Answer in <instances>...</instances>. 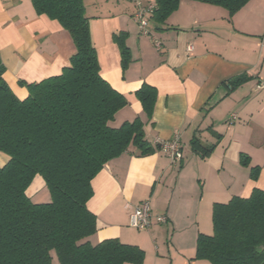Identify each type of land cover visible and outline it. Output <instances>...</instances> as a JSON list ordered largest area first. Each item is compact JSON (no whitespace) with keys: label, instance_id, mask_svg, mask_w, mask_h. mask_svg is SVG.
I'll return each mask as SVG.
<instances>
[{"label":"crops","instance_id":"crops-1","mask_svg":"<svg viewBox=\"0 0 264 264\" xmlns=\"http://www.w3.org/2000/svg\"><path fill=\"white\" fill-rule=\"evenodd\" d=\"M141 1L155 6V0ZM84 3L101 74L129 102L111 124L119 127L139 117L152 146L178 136L184 155L173 163L160 148L139 155L130 145L107 162L92 181L88 208L97 217V231L88 240L97 244L118 238L137 245L145 251L143 264H212L195 257L199 234H213L214 203L264 190V88L259 87L264 82V0H250L234 14L219 5L181 0L164 22L151 15L146 35L134 20L133 0ZM115 17L128 19L132 42L127 45L133 62L142 66L137 78L126 82L118 77L121 54L113 41L115 33L126 30L114 23ZM75 52L69 32L38 15L31 0H0L4 78L20 99L29 94L21 81L61 74ZM241 75L249 79L231 88L229 81ZM143 83L157 89L151 119L135 94ZM233 114L236 120H231ZM194 138L214 146L213 152L205 158L195 153ZM242 153L250 158L248 166L241 163ZM9 158L0 151V167ZM256 166L260 172L253 179L251 168ZM36 178L45 185L40 175ZM33 182L27 189L32 200ZM144 200L150 201L154 215H166L168 221H153L141 231L131 227L127 205Z\"/></svg>","mask_w":264,"mask_h":264},{"label":"trees","instance_id":"trees-1","mask_svg":"<svg viewBox=\"0 0 264 264\" xmlns=\"http://www.w3.org/2000/svg\"><path fill=\"white\" fill-rule=\"evenodd\" d=\"M222 6L234 14L250 0H197ZM38 15L58 21L73 39L76 52L59 75L27 83L20 99L4 78L0 57V151L9 161L0 167V264H143L145 251L137 245L108 238L97 244L88 238L97 231V217L88 208L93 179L111 159L134 145L139 155L154 152L144 123L136 117L121 126L111 124L128 105L127 97L102 76L97 48L84 0H31ZM181 0H155L153 20L164 22ZM125 33H115L121 64L131 62ZM249 79L229 81L236 88ZM151 119L157 89L143 83L135 92ZM191 148L202 158L214 146L194 138ZM250 158L241 154V163ZM260 167L251 168L257 179ZM40 175L51 200L35 203L27 189ZM213 234L200 233L196 259L212 264H264V190L214 203ZM261 250H259V248Z\"/></svg>","mask_w":264,"mask_h":264},{"label":"built area","instance_id":"built-area-1","mask_svg":"<svg viewBox=\"0 0 264 264\" xmlns=\"http://www.w3.org/2000/svg\"><path fill=\"white\" fill-rule=\"evenodd\" d=\"M136 4L137 10L134 15V20L137 22L140 30L148 34L149 32V20L151 15H153L155 6L153 4L144 5L141 0H133ZM260 88H264V82L259 85ZM237 115H231V120H236ZM157 145L160 149L166 152L173 163L179 162L183 159V150L179 142V137H175L172 141H159L156 140ZM127 208L131 209L129 214L130 226L137 230H145L149 228L153 221L157 223H166L168 217L166 215H154L151 208V203L149 200H144L134 206L130 204Z\"/></svg>","mask_w":264,"mask_h":264},{"label":"rangeland","instance_id":"rangeland-1","mask_svg":"<svg viewBox=\"0 0 264 264\" xmlns=\"http://www.w3.org/2000/svg\"><path fill=\"white\" fill-rule=\"evenodd\" d=\"M113 21H114L115 24H120L121 23L124 26V28L126 30V31H124V33L126 35L125 36V43L128 44L129 42H132L131 41V36L127 32L128 31V27H129L128 19L126 17H121V18H118V17L116 18L115 17L113 19ZM117 33H120V32H117ZM144 35H146V34H144ZM115 44H117V42H115ZM117 46H118V44H117ZM133 46H135V45H133ZM130 50H131V62L129 63V65L127 67H123V65L120 64L121 68L119 69V76L118 77L123 82H126L128 80H132V79H136L137 76L139 75V73L141 72V68H142V66H139V64L137 65L136 62H133V59H134L133 58V53L134 52H132L133 51L132 48H130ZM134 51H136L135 48H134ZM33 181H32L33 184H32V186L30 188V190L32 192H34L33 190H35V192L33 194L34 195L33 202H35V203L49 202L51 200V193H50L48 187L46 185H44L42 180H39L38 178H36V176L33 179ZM210 227H211V232L214 231L213 222L210 223ZM52 256H53V264H60V261H59V259L57 257V254H56V252L54 250L52 251Z\"/></svg>","mask_w":264,"mask_h":264},{"label":"water","instance_id":"water-1","mask_svg":"<svg viewBox=\"0 0 264 264\" xmlns=\"http://www.w3.org/2000/svg\"><path fill=\"white\" fill-rule=\"evenodd\" d=\"M262 247L259 248V250H261Z\"/></svg>","mask_w":264,"mask_h":264}]
</instances>
